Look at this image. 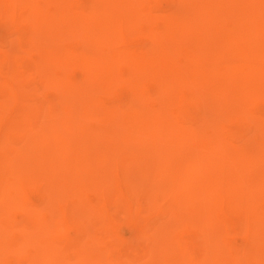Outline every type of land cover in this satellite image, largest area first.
Segmentation results:
<instances>
[{
	"label": "bare ground",
	"instance_id": "6f19581e",
	"mask_svg": "<svg viewBox=\"0 0 264 264\" xmlns=\"http://www.w3.org/2000/svg\"><path fill=\"white\" fill-rule=\"evenodd\" d=\"M171 1L173 6L159 10L160 0H0L14 25L7 42L11 48L0 52V64H13L6 77L20 82L18 93L8 96L0 83V112L13 98L25 106L23 116L9 123L0 139V264H264V168L249 190L228 198L229 209L240 216V232L248 238L244 245L230 244L216 215L221 194L217 165L226 141L195 131L192 139H208L203 142L207 151L190 152L186 160L140 147L185 138L171 126L165 109L153 111L148 81L164 94L191 78L213 93L200 106L229 101L264 106V0ZM143 18L154 27L141 28ZM141 32L148 33L147 44L127 42L126 35ZM67 38L75 45L65 46ZM32 66L28 82L60 87L59 97L48 105L27 91L25 77ZM75 66L84 69V84L100 82L108 94L111 82H124L127 99L107 102L119 106L122 115L112 107L103 117L95 114L99 124L94 128L78 130L82 120L76 106L94 104L77 101L70 71ZM42 106L57 107L56 113ZM207 120L216 130L225 128L209 115ZM251 123L259 135L249 149L239 139L230 142L245 156L241 162L247 169L264 164V117ZM97 137L113 144L96 146L92 141ZM72 144L78 169L89 172L111 164L115 172L112 185L94 189L100 196L96 201L82 197L67 202L75 192L71 184L49 181L52 160ZM44 179L45 197L30 208L21 193ZM160 197L170 206H160ZM142 199L148 223L123 239L114 236L111 226H105L110 208L124 205L136 211ZM15 207L24 215L17 226L7 225ZM62 210L71 212L76 227L70 242L58 240L55 232V215ZM195 221L204 227L200 239L179 242L178 225ZM13 228L20 232L17 239L10 235Z\"/></svg>",
	"mask_w": 264,
	"mask_h": 264
},
{
	"label": "rangeland",
	"instance_id": "374dc122",
	"mask_svg": "<svg viewBox=\"0 0 264 264\" xmlns=\"http://www.w3.org/2000/svg\"><path fill=\"white\" fill-rule=\"evenodd\" d=\"M0 4H3L0 2ZM173 6L171 0H160L159 10H164L166 7ZM144 19V18H143ZM153 21L149 19L140 20L141 28L148 27L152 29ZM153 25H156L154 22ZM14 29L13 23L9 21L8 15L5 14V10L0 5V52L7 51L11 47L7 44L12 31ZM124 35V34H123ZM127 42L136 45H145L150 41L148 33H136L126 35ZM124 38V39H125ZM65 46H74V39L67 38L63 42ZM0 64V83H5L6 91L4 96L17 94L18 88L20 87V82L12 80L11 78L6 77V72L12 71L13 64ZM123 71L126 70L124 66L121 68ZM72 80L76 87L78 88V100L77 101H88L93 106H76V111L81 110L79 114L80 124L78 130L82 129H91L99 124V121L95 119V114L100 113V116L103 117V112L109 111L112 107V110L116 115H122V109L119 106H107L109 101H124L127 99L129 92L127 86L124 82L120 80H114L111 82L109 87L110 94L106 93L103 89V86L100 82H95L93 85L84 84L85 71L79 66L72 67L70 69ZM33 74L30 69L25 77V82H28L27 78H30ZM189 75V74H187ZM27 91H32L36 94L37 101L48 105L51 102L55 101L60 95V87H44L40 84L39 81L33 80L27 83ZM147 88L150 91V102L153 105V111H156L159 108L165 109V115L169 122L173 123V127L183 131L185 138L183 136H174L170 137L165 141H160L159 145L154 143L147 142L141 144L140 147L146 150H153L157 152L162 157H167L170 155L172 159L186 160L190 152L204 153L206 148L204 147V141L214 137H220L225 140V147L223 148V153L221 156L222 163L220 162L217 165V169L220 171V177L217 178V181L221 186V194L218 197V206L220 209L217 211L221 219V229L226 230L228 235V240L230 244H239L244 245L248 242V238L243 235L241 230V219L237 212L229 209V197H233L238 193L245 192L250 189V185L255 182L256 175L259 171L264 168V164L261 162H256L247 169L242 165L241 153L235 151L233 146L230 144L233 139L236 141L239 139L245 144V147H250L256 140L259 135L258 126L252 124L258 120L263 119L264 117V106H243L237 104L233 101L220 103V106H200L205 104L209 98H212L213 93L211 90H208L204 85L195 83L191 78H184L182 82L175 83L174 86H170L164 94L159 92V86H156V83L153 81L147 82ZM3 101L2 96L0 95V101ZM97 101V102H96ZM199 103V105H198ZM208 103V102H207ZM28 107V106H27ZM42 107H53V106H42ZM115 107H118L117 109ZM25 106L21 105L19 100L14 98L11 100L9 106H7L3 111L0 112V139L4 134H6V129L9 123L13 122L15 119L21 118L23 116V109ZM115 108V109H114ZM57 107H53V113H56ZM209 111V112H208ZM208 112V113H207ZM85 114L87 117L84 118ZM225 123V128L216 130L215 126L212 123H209L207 117ZM105 122V121H104ZM252 122V123H251ZM254 125V128L249 124ZM109 128H114L111 125L112 123L105 122ZM110 124V125H109ZM195 131H201L204 133V136L208 139L201 141L192 139L195 135ZM191 137V140L188 138ZM103 137H97L94 139L93 144L96 146H105L108 147L112 142L102 139ZM228 142V143H227ZM244 145V144H243ZM242 145V146H243ZM248 147V149H249ZM243 148L240 147V151ZM247 150V149H246ZM76 148L73 146L68 149H63L59 151L58 156L51 162V171L52 176L49 181H68L71 186L75 189V192L68 197L67 202L73 203L76 198H88L91 201H96L100 196L97 195V190H102L109 183L112 185L110 180L115 177V172L110 168L111 164L108 166H100L96 169H91L89 172L82 171L76 166ZM238 152V153H236ZM249 156V155H248ZM251 157V156H249ZM92 177V178H91ZM48 179H44L38 185H30L24 188L21 193L23 201L30 208H35L42 198L45 197V185L48 183ZM94 185L93 188L89 187ZM264 199V198H263ZM160 206L168 207L170 202H166L161 197L159 198ZM131 207V206H130ZM147 207L146 200L142 199L140 205L137 206L136 211L133 209H128L124 205L116 207L113 205L110 210L107 212L108 219L106 220V227L112 229L114 236L118 238H125L126 236L138 233L141 228L148 223V218L145 217ZM23 209L15 207L9 210L10 221L7 225L17 226L18 222L23 217ZM45 219H49V213H44L42 215ZM56 221L58 225L56 226V235L58 240H68L69 242L73 238V235L76 233V227L74 226L72 220V214L68 210H62L59 212V215ZM55 221V222H56ZM178 228V229H177ZM176 228V236L178 241L183 243H196L201 234L204 232L203 224L199 221L193 223H182ZM10 235L17 239L20 236V232L17 228H13ZM228 244V245H230ZM226 245V246H228Z\"/></svg>",
	"mask_w": 264,
	"mask_h": 264
}]
</instances>
